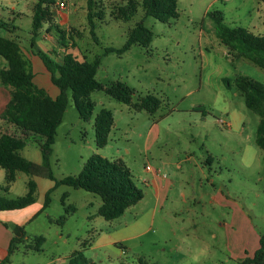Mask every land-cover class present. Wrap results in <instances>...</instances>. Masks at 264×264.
Segmentation results:
<instances>
[{
  "label": "rangeland",
  "instance_id": "obj_1",
  "mask_svg": "<svg viewBox=\"0 0 264 264\" xmlns=\"http://www.w3.org/2000/svg\"><path fill=\"white\" fill-rule=\"evenodd\" d=\"M25 1L37 2L21 3ZM62 1L65 14L59 29L69 38L68 46L59 43L56 26L41 28L51 43L44 47L53 55L49 56L58 61L65 52L79 60L99 56L98 82L120 80L134 90L133 101L149 94L160 105L152 114L136 111L95 90L89 95L93 113L83 121L68 92L49 160L52 175L55 180L76 175L96 153L123 162L143 197L121 216L106 220L97 213L98 195L36 178L33 203L0 213L3 231L16 239L0 264H66L74 251L96 264H238L242 259L236 258L232 235L238 232L235 239L250 246L264 234V150L255 142L260 117L246 107L235 80L246 76L264 85V69L227 49L216 34L212 14H220L222 23L231 28L264 34V2L177 0L176 18L161 22L143 17L152 32L148 46L132 44L118 54L104 50L122 47L142 18L140 9L132 20L120 22L111 18L110 10L124 0H95L94 10L100 11L101 19H93L92 33L87 0ZM14 2H1L0 19L7 29L15 27L14 32L6 31L7 36L16 34L26 49L31 19L12 18L5 7ZM36 39L41 41L40 34ZM102 108L111 112L113 124L106 145L99 148L93 119ZM4 123L0 119V130ZM23 139L20 155L33 162L40 159L39 137ZM28 178L19 172L15 184L0 193L21 196ZM9 217L21 222L20 229ZM39 236L41 251H35Z\"/></svg>",
  "mask_w": 264,
  "mask_h": 264
},
{
  "label": "trees",
  "instance_id": "obj_2",
  "mask_svg": "<svg viewBox=\"0 0 264 264\" xmlns=\"http://www.w3.org/2000/svg\"><path fill=\"white\" fill-rule=\"evenodd\" d=\"M54 2L55 0H37L31 21L33 35L37 34L44 22H50L47 8ZM94 4L95 0H87L86 18L92 33L93 19L96 17L101 19L100 11L94 10ZM138 9L142 11V18L134 23L125 43L119 49L105 48V53L116 51L122 54L132 44L148 46L152 32L144 26L143 17L152 16L161 22H168L178 16L177 0H124L122 4L111 8L110 16L113 20L128 22L133 19ZM212 15L216 24V34L227 49L235 56L244 57L264 69V34H251L241 27L231 28L222 23L220 14ZM50 25L48 30L54 27ZM0 28L8 30L6 23L1 19ZM56 29L60 34L59 43L66 48L69 38L63 30L57 27ZM31 46H34L33 40ZM35 52L49 72L51 83L58 88L59 92L55 98L50 97L44 88L34 82L31 62L22 52L18 42L0 35V56L7 62V67L0 71V80L4 85L11 87L9 101L0 117L15 126L20 133L17 135L5 131L0 134V168L5 171V185H0V190L7 191L8 184L15 180L17 172H24L30 177L27 181V192L23 196L10 198L0 193V211L21 209L33 203L37 185L32 177H42L53 180L54 186L65 184L98 195L101 203L97 213L106 220L121 216L125 209L143 197V192L134 183L130 170L121 161L110 160L93 153L85 160L76 175L55 180L49 165L55 130L65 111L68 92L71 93L73 104L83 121H88L93 113L94 103L89 95L95 90L104 91L111 98L136 111L145 110L150 114L159 108V99L146 94L137 96L136 101H133L135 92L126 83L120 80L108 85L98 82L95 74L99 56H95L91 61L79 60L70 52H65L61 60L56 61L39 49ZM224 82L229 86L227 80ZM235 85L243 95L246 107L260 117L255 142L264 150V85L246 76L237 77ZM112 124L111 112L105 108L94 116V141L97 147L106 145ZM27 136L39 137L40 163L30 161L19 153L25 146L23 137ZM48 200L47 192L44 205H47ZM15 241V238L11 239L8 252H11ZM42 241V236L37 237L32 249L41 251ZM66 264L96 263L87 261L82 252L74 251ZM238 264H264V234L259 237L258 247L253 255L246 256Z\"/></svg>",
  "mask_w": 264,
  "mask_h": 264
},
{
  "label": "crops",
  "instance_id": "obj_3",
  "mask_svg": "<svg viewBox=\"0 0 264 264\" xmlns=\"http://www.w3.org/2000/svg\"><path fill=\"white\" fill-rule=\"evenodd\" d=\"M2 1H4V0H0V9L2 11H4V8L2 7L3 4L1 3ZM56 3H57V1H55L53 4L49 5L47 8V13L49 14L50 17L52 16V19L50 22H44L42 24L41 28L44 31L46 30V28L48 29V26L50 24H52L50 26H56L57 28H59V26H61V24L63 23L62 21H63V16H64L65 12L62 11L61 8L57 7ZM17 7H20V8L18 9ZM34 7H35L34 3L28 4L25 1V5H24L23 3H21V0L20 1L16 0V2L12 3V5L10 7L6 6L5 8H6V11L9 12V14L12 15V18H14V19L15 18L21 19V17H26V18H30L32 21V15H33ZM41 28L37 31L36 35H33V32L31 30L30 31L28 30L29 32H31L30 33L31 39H30V45L26 49L22 46L21 41L18 39V36L16 34H15L14 38L11 36L13 34H11V35L9 34V36H7V32H10V31L14 32L15 27H12L11 30L10 29L5 30V29L0 28V35L15 39L18 42V44L20 45V47L22 49V52L25 54V56L31 62L32 70H33V74H34V76H33L34 82L38 86L44 88L50 97L55 98L59 92L58 88L54 84L51 83L49 72L45 68L41 59L37 56L35 49L33 50V47L35 46L37 49L47 53L48 55H51L46 50V48H44L46 44H51V43L49 41L48 42L45 41V38L41 34ZM38 34H40V36H41V41H37V39H36V36ZM32 40L34 42V46H31ZM51 56H53V55H51ZM56 61H58V60H56ZM6 67H7L6 60L4 59V62H3L0 59V71ZM38 76L40 78H38ZM41 76L43 77V79L41 78ZM10 91H11V87L8 85H4L0 80V114L4 110L7 102L9 101ZM0 119H1V121L5 122L3 124L5 126L0 130V134L5 132V129H10L13 133H14V131L19 132L15 126L8 123L7 121L2 119L1 117H0ZM19 153H20V151H19ZM34 161H35V163H40L41 162V154H40V159H38V160L35 159ZM0 172L2 174V179H3L2 184L5 185V171H4V169L0 168ZM18 173L19 172H17V174ZM17 174H16V177H17ZM32 178L34 180H36V178H39V177H32ZM28 179L26 180V185H25L26 187L24 188L21 196H23L27 192V181H28ZM15 182H16V178L13 182L8 184L9 189L11 188V186H13L15 184ZM2 184H0V185H2ZM156 193L158 196L160 195V186L159 185H156ZM27 207H24V208H27ZM21 209H23V208H21ZM8 211H12V210H8ZM3 212H7V211H0V213H3ZM9 219L12 223L15 224L17 230L20 229L19 225L21 222H18L19 220H16L14 217H12V218L9 217ZM240 221L243 223L242 219ZM2 227L3 226L0 223V258L5 257V255L7 254V250H8V243H11V234L8 231H6V232L3 231ZM238 227L240 228L239 225H238ZM236 230H237V227H236ZM235 233H234V235H232V238L234 240V246L237 247V251L235 252L236 258L243 260L246 256H252L254 251L258 247L259 237L254 243H252L250 246H247L248 244H245V241L240 242L239 240L235 239L238 236V232H235ZM240 237H241V233H240ZM243 239H244V237L241 240H243Z\"/></svg>",
  "mask_w": 264,
  "mask_h": 264
},
{
  "label": "built area",
  "instance_id": "obj_4",
  "mask_svg": "<svg viewBox=\"0 0 264 264\" xmlns=\"http://www.w3.org/2000/svg\"><path fill=\"white\" fill-rule=\"evenodd\" d=\"M57 7H59V8H64V6H65V3H64V1H62V0H60V1H57ZM148 168V167H147ZM149 169V168H148Z\"/></svg>",
  "mask_w": 264,
  "mask_h": 264
}]
</instances>
